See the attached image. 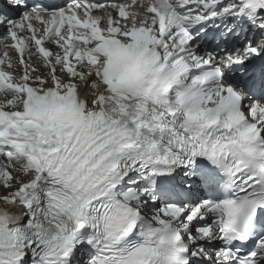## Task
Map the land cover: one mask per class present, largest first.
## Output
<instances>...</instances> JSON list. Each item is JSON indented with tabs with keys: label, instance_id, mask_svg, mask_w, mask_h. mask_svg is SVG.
<instances>
[{
	"label": "snow or ice",
	"instance_id": "6c2138e0",
	"mask_svg": "<svg viewBox=\"0 0 264 264\" xmlns=\"http://www.w3.org/2000/svg\"><path fill=\"white\" fill-rule=\"evenodd\" d=\"M0 264H264V0H0Z\"/></svg>",
	"mask_w": 264,
	"mask_h": 264
},
{
	"label": "bare ground",
	"instance_id": "6f19581e",
	"mask_svg": "<svg viewBox=\"0 0 264 264\" xmlns=\"http://www.w3.org/2000/svg\"><path fill=\"white\" fill-rule=\"evenodd\" d=\"M38 67H40V65H38ZM41 70H43V69H41Z\"/></svg>",
	"mask_w": 264,
	"mask_h": 264
}]
</instances>
